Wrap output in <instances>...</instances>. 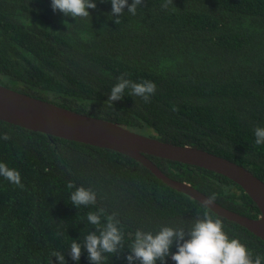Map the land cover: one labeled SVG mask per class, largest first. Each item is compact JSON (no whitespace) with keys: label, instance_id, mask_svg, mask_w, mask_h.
<instances>
[{"label":"trees","instance_id":"obj_1","mask_svg":"<svg viewBox=\"0 0 264 264\" xmlns=\"http://www.w3.org/2000/svg\"><path fill=\"white\" fill-rule=\"evenodd\" d=\"M95 3L89 17L74 19L54 11L52 0H0V85L204 149L264 182V145L255 144V129L264 128V0H142L135 15L126 7L119 16L111 15V0ZM121 77L152 81L156 92L145 102L129 88L109 106ZM147 157L168 177L215 194L221 206L252 218L259 213L226 176ZM0 162L18 170L23 184L0 176V264H60L54 252L65 264H93L85 238L99 235L108 216L123 240L100 264H129L136 231L155 234L169 226L187 233L205 211L131 157L1 120ZM80 187L96 193L95 204L72 202ZM208 211L230 238L264 258L262 239ZM89 213L100 216L99 225L88 221ZM73 241L82 248L78 261L71 256ZM157 264L175 261L169 256Z\"/></svg>","mask_w":264,"mask_h":264},{"label":"water","instance_id":"obj_2","mask_svg":"<svg viewBox=\"0 0 264 264\" xmlns=\"http://www.w3.org/2000/svg\"><path fill=\"white\" fill-rule=\"evenodd\" d=\"M0 120L32 131L107 148L140 162L167 186L202 204L207 196L165 175L147 155L202 167L226 176L252 199L259 213L248 217L214 202L210 210L264 241V182L245 167L204 149L147 136L106 119L78 113L0 85Z\"/></svg>","mask_w":264,"mask_h":264},{"label":"clouds","instance_id":"obj_3","mask_svg":"<svg viewBox=\"0 0 264 264\" xmlns=\"http://www.w3.org/2000/svg\"><path fill=\"white\" fill-rule=\"evenodd\" d=\"M141 2L142 0H133L129 5L128 0H111V15H121L126 7L130 14L135 15ZM171 2L172 0H168V3ZM168 3L162 7L166 8ZM96 7L95 0H52L54 11L74 19L89 17V9ZM115 22L120 24L121 20L117 19ZM129 88L134 96L143 98L145 102L156 92V84L152 81L133 83L121 77L111 90L109 106L111 101L121 99ZM255 138L256 145H264V128L255 129ZM3 139L7 140L9 137L5 134ZM0 176L14 185L23 187L21 173L3 162H0ZM67 186L72 188L74 185L69 183ZM96 199V193L84 187L76 189L71 195L72 202L77 206L95 204ZM215 200L216 196L213 194L202 202L205 209L203 217L196 219L187 233L183 227L176 229L169 226L162 227L155 234L136 231L131 255L127 257L129 264L134 259L141 261V264H157V261H164L169 256L175 264H264V258L259 255L254 257L252 251L239 239L229 237L224 231L221 219L213 218L208 209L212 208ZM87 219L92 224H100V216L96 213H89ZM107 220L106 227L99 235L92 233L85 238L84 247L93 264H100L105 259L103 253H115L123 240V235L117 227L118 222H113V216H108ZM173 246L178 249L175 253L171 251ZM70 247L72 259L78 261L82 255L81 245L73 241ZM52 255L58 258L60 264H65L64 256L60 252H54Z\"/></svg>","mask_w":264,"mask_h":264}]
</instances>
